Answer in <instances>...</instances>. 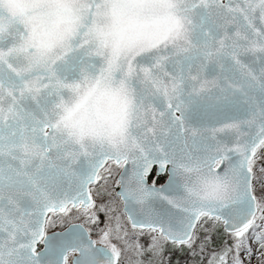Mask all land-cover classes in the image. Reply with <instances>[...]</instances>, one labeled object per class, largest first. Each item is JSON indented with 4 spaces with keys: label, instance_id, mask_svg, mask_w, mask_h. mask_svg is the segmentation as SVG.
<instances>
[{
    "label": "snow or ice",
    "instance_id": "snow-or-ice-1",
    "mask_svg": "<svg viewBox=\"0 0 264 264\" xmlns=\"http://www.w3.org/2000/svg\"><path fill=\"white\" fill-rule=\"evenodd\" d=\"M196 256L264 264V0H0V264Z\"/></svg>",
    "mask_w": 264,
    "mask_h": 264
},
{
    "label": "rangeland",
    "instance_id": "rangeland-1",
    "mask_svg": "<svg viewBox=\"0 0 264 264\" xmlns=\"http://www.w3.org/2000/svg\"><path fill=\"white\" fill-rule=\"evenodd\" d=\"M66 226L67 225H65V227ZM58 229H61L59 225L55 229H53V231L54 230H58ZM217 244H219V237L217 238ZM201 260H204L205 261V264H206V256L205 257H200V256L192 257L189 260V264H200Z\"/></svg>",
    "mask_w": 264,
    "mask_h": 264
},
{
    "label": "water",
    "instance_id": "water-1",
    "mask_svg": "<svg viewBox=\"0 0 264 264\" xmlns=\"http://www.w3.org/2000/svg\"><path fill=\"white\" fill-rule=\"evenodd\" d=\"M54 231H60V230H54Z\"/></svg>",
    "mask_w": 264,
    "mask_h": 264
},
{
    "label": "flooded vegetation",
    "instance_id": "flooded-vegetation-1",
    "mask_svg": "<svg viewBox=\"0 0 264 264\" xmlns=\"http://www.w3.org/2000/svg\"><path fill=\"white\" fill-rule=\"evenodd\" d=\"M58 230H61V229H58Z\"/></svg>",
    "mask_w": 264,
    "mask_h": 264
}]
</instances>
